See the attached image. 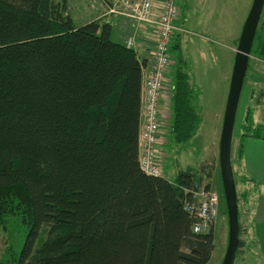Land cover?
<instances>
[{
    "label": "trees",
    "instance_id": "obj_1",
    "mask_svg": "<svg viewBox=\"0 0 264 264\" xmlns=\"http://www.w3.org/2000/svg\"><path fill=\"white\" fill-rule=\"evenodd\" d=\"M259 31L251 55L264 61ZM144 64L112 24H76L67 0H0V230L27 229L0 264H209L214 226L196 234L188 209L206 168L176 182L140 169ZM175 66L169 140L185 145L202 117Z\"/></svg>",
    "mask_w": 264,
    "mask_h": 264
},
{
    "label": "rangeland",
    "instance_id": "obj_2",
    "mask_svg": "<svg viewBox=\"0 0 264 264\" xmlns=\"http://www.w3.org/2000/svg\"><path fill=\"white\" fill-rule=\"evenodd\" d=\"M60 1V0H57ZM70 4L69 13L78 25H84L92 19L99 20L103 14L97 13L92 8L98 2H107L106 0H88L89 7L81 8V0H68ZM98 1V2H97ZM254 0H183L184 13L176 22V25L182 28L185 33L176 36V40L181 43L180 51L172 50L171 56L176 63L180 57L185 61V70L191 78L195 94L197 96L198 110L202 117V124L198 134L188 142V144H175L169 140V123L171 122V106L168 119L162 118L160 136L164 137L160 144L161 162L160 168L164 177L176 182L181 172L192 169L199 172L200 167H205L206 174L212 173V178L205 180V185H211V190L219 196L220 214L214 227L215 249L209 264H222L227 252L229 241V221L227 216V206L224 196L223 184L220 171V139L224 122V115L230 90L231 76L234 68L236 53L242 28L249 15ZM108 3V2H107ZM100 14V15H99ZM123 20V18H118ZM127 19V18H124ZM125 21L126 30L134 37L135 45L138 47L140 41V31L135 22L127 19ZM264 25V11L258 27L257 35L260 34V28ZM152 31V30H151ZM153 36V32H152ZM128 37V38H129ZM127 38V39H128ZM126 39V40H127ZM154 40V39H153ZM137 42V44H136ZM154 41L148 45V52H152ZM155 48V46H154ZM258 56L251 55L247 76L244 81V87L240 98V104L237 112L235 133L232 148V164L234 168L235 181L238 191V204L241 217V237L244 232V220L249 214L246 203V185L245 177L241 176L240 162L237 157L241 133L246 126V111L251 113L254 109L249 107L250 99L255 102L264 98V75L256 68ZM261 61V59H260ZM175 63V64H176ZM169 72V81L173 84V73L176 72V66ZM261 80V81H259ZM263 82V83H259ZM174 85V84H173ZM172 97V96H171ZM164 104V101H162ZM171 104V101H170ZM163 114V106L161 107ZM171 116V117H170ZM163 123V124H162ZM249 125V124H248ZM246 133V132H245ZM256 133H264V129L256 130ZM224 220L220 226L219 221ZM246 229V227H245ZM27 229L12 225L8 232L0 230V260L4 256L7 247L12 245L16 251H20L26 239ZM9 238V244H8ZM241 240V238H240ZM235 264H240V250Z\"/></svg>",
    "mask_w": 264,
    "mask_h": 264
},
{
    "label": "built area",
    "instance_id": "obj_3",
    "mask_svg": "<svg viewBox=\"0 0 264 264\" xmlns=\"http://www.w3.org/2000/svg\"><path fill=\"white\" fill-rule=\"evenodd\" d=\"M183 0H111L104 2L110 14L127 18L136 23L139 29L148 28L153 32L155 48L150 53L152 70L143 81L141 95V125L139 132V165L149 176L164 177L160 168L161 150V107L162 101L171 96L173 84L169 72L175 64L171 56L174 39L185 31L176 25L182 17ZM135 38L129 37L127 48L136 49ZM170 98V97H169ZM202 186L194 195L192 210L198 224L196 234L208 233L214 226L219 210V196Z\"/></svg>",
    "mask_w": 264,
    "mask_h": 264
},
{
    "label": "crops",
    "instance_id": "obj_4",
    "mask_svg": "<svg viewBox=\"0 0 264 264\" xmlns=\"http://www.w3.org/2000/svg\"><path fill=\"white\" fill-rule=\"evenodd\" d=\"M106 1L109 4L111 3V0ZM67 2L69 4L68 0ZM80 2L81 8L87 9L89 7L88 0H81ZM70 7L71 6L69 4V9ZM92 8L95 10V12L98 13L100 11V14H103L102 18H100L102 22L113 25V33L116 39L123 40L125 42L126 39L132 35L129 34L130 32L126 30V28H124L126 24L125 21H129L123 17V20H119L118 18H121L120 16L110 14L104 2L103 4L98 2V4H94ZM95 20L97 19H92L87 22L89 23ZM138 32L140 33L141 43L138 44V47L136 46V49L140 61L145 63L143 74L144 78H146L147 75L150 74L153 65V60L150 56L151 52H148L149 49L147 48L150 42L152 43L154 40L150 29L141 28L138 30ZM233 51L236 53V49ZM256 62V68L258 67L257 70L262 73L255 74L264 75V61L257 59ZM254 99L256 98L253 96V99H250L248 104L250 105L249 107L254 109V112H252V123H248L249 125L246 123V126H244L245 130H242L243 132L241 133V137H244L245 134L247 135L244 138V154L242 161L240 162V172L241 176L245 177V180L247 181V188L245 191L249 214L244 220V232L242 233L241 237V242L243 244L242 248L240 249L242 262H240V264H264V133H256V130H259L260 128L264 129V98L260 99L259 101L257 100L255 102V107H252L253 105L251 104L253 103ZM170 101L171 96H167L164 104H162V118L168 119V116L170 115ZM247 113L248 112L246 111V115ZM161 141L162 143L164 141V137L162 135ZM202 176L204 178L203 185H205L206 178L203 172ZM223 223L224 220L219 221L220 226ZM215 227L217 228V226ZM215 227L214 231L216 229Z\"/></svg>",
    "mask_w": 264,
    "mask_h": 264
},
{
    "label": "water",
    "instance_id": "obj_5",
    "mask_svg": "<svg viewBox=\"0 0 264 264\" xmlns=\"http://www.w3.org/2000/svg\"><path fill=\"white\" fill-rule=\"evenodd\" d=\"M263 11L264 0H254L242 28L239 44L236 49L230 90L221 131L219 160L229 221L228 248L222 264H235L237 252L240 247L239 206L237 202V185L232 166V145L240 98Z\"/></svg>",
    "mask_w": 264,
    "mask_h": 264
},
{
    "label": "bare ground",
    "instance_id": "obj_6",
    "mask_svg": "<svg viewBox=\"0 0 264 264\" xmlns=\"http://www.w3.org/2000/svg\"><path fill=\"white\" fill-rule=\"evenodd\" d=\"M200 190H198V191H196V193H198ZM196 193H194V195L196 194ZM195 199V198H194ZM188 209L194 214V212H193V210H192V205H188ZM195 216V215H194ZM195 221H196V223H195V225H197L198 224V222H197V219H196V217H195ZM194 225V226H195ZM193 230H194V227H193Z\"/></svg>",
    "mask_w": 264,
    "mask_h": 264
}]
</instances>
